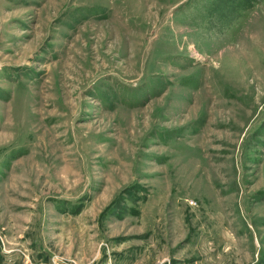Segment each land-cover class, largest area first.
Masks as SVG:
<instances>
[{"label": "rangeland", "instance_id": "obj_1", "mask_svg": "<svg viewBox=\"0 0 264 264\" xmlns=\"http://www.w3.org/2000/svg\"><path fill=\"white\" fill-rule=\"evenodd\" d=\"M264 264V0H0V264Z\"/></svg>", "mask_w": 264, "mask_h": 264}, {"label": "crops", "instance_id": "obj_2", "mask_svg": "<svg viewBox=\"0 0 264 264\" xmlns=\"http://www.w3.org/2000/svg\"><path fill=\"white\" fill-rule=\"evenodd\" d=\"M33 264V263H32ZM41 264H47V263H41Z\"/></svg>", "mask_w": 264, "mask_h": 264}]
</instances>
